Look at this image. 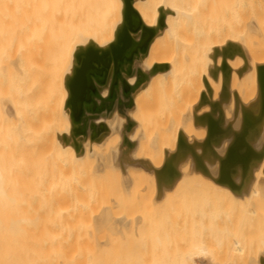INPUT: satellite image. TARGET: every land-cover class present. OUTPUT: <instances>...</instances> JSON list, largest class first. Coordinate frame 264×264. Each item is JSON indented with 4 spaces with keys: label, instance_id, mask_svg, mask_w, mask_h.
I'll return each instance as SVG.
<instances>
[{
    "label": "bare ground",
    "instance_id": "1",
    "mask_svg": "<svg viewBox=\"0 0 264 264\" xmlns=\"http://www.w3.org/2000/svg\"><path fill=\"white\" fill-rule=\"evenodd\" d=\"M111 172L127 194L150 179L144 205L157 209L196 178L242 231L226 264H264V0H0V195L55 193L74 174L87 189ZM103 201L95 234L149 219L114 216ZM5 220L0 264H28L8 233L22 227ZM195 251L189 264H225Z\"/></svg>",
    "mask_w": 264,
    "mask_h": 264
},
{
    "label": "rangeland",
    "instance_id": "2",
    "mask_svg": "<svg viewBox=\"0 0 264 264\" xmlns=\"http://www.w3.org/2000/svg\"><path fill=\"white\" fill-rule=\"evenodd\" d=\"M176 94L177 93H174L173 95H175V96H173V97H175V99L178 103V100L180 102V99H179V97L176 98L177 97ZM172 100H174V99L172 98ZM174 103H176V102L174 101ZM157 116H158V114H157ZM152 118L155 119V117H153V116H152ZM154 119L150 120L149 123H151ZM152 123H155L153 127L148 124L150 129L147 128V130L148 129L152 130V131L148 130V132H149V133L147 132L148 137L154 133H157L156 131L159 129L158 126L156 128L157 130L155 129V127H156L155 125H157V120H155V122H152ZM189 129L190 128H188L187 130L189 131ZM154 130H156V131H154ZM193 131L199 132L198 130H193ZM197 132L196 133L194 132V133L197 135ZM156 155H159V154L156 153L155 157H156ZM155 160H153V161H155ZM110 174L107 175L109 177L111 176L109 178V182H107L108 181L107 176H105L106 179H104V177H102V176H100L101 178L98 176L99 182H97V184L95 182V181H97L96 179L94 181H93V178L87 179V183H89L88 187L85 185H83V186H85L88 189L92 185L91 188H89L90 192L80 185L81 180H78V178L76 179V177H78L79 175L74 174V176L70 177L71 179L68 178L71 181H69L68 179L66 181V179H65L62 181V183H60L63 186L62 187L60 186L61 188L59 187L60 189H58L56 191V192H58L57 193L58 195L60 193V196L56 195V197H55L52 195V194L55 195L56 192L55 193L50 192L51 194L46 195V193H49V192H46L47 190H44L46 192V193L44 192L45 195H41L42 192L39 195L38 192H36V191L35 192L29 191L28 194L17 193V194L9 195V196L0 195V215L6 219L5 221L7 223L11 224L12 222H14L13 219H15L16 224H18L19 226L22 227L20 229H14V227H13L12 230H8V233L10 231H13V232L15 231L17 233L16 240L21 244V246L18 245V250L16 251V255L23 256L24 262H25V260L27 261V259H29L31 264H55L56 261L64 262L65 260H69L68 264H189L191 262L189 257L192 255V253L194 254L195 250H196L195 253H197L198 250L200 249V246H202V247L206 248L209 252H211L212 253L211 255L216 257V259L220 260L222 263L226 264L229 261V259L226 260V258H225L226 254H228V253H226V251L228 250V248H226V247L229 246V245H227V243L231 242V240L233 239L231 236V233L234 234V232H232V231L233 230L235 231V228L237 227V223L235 222L236 223L235 228H234V226L232 227L234 222L233 223L231 222V225H226V224L227 223L230 224L231 218L229 215H231V214L234 215V214H233V212L228 214L227 209H224L223 207H222V209H220L218 202H217L218 197L216 198L215 197L216 195L214 193H212V191H210L212 193V195L210 192L208 194L204 190L202 185L197 183L198 181L195 180L196 178H191V180H189L187 177V179H183L181 181L183 183L182 186H178L179 188L181 187V189H177V190H175L176 192L174 191L173 193H170V195H172L173 197L170 196V198L166 199V202L164 201L166 203V205H164L165 204L164 202L159 204L161 206V208H159V209H157L156 205H155L156 207L155 206H152V207L149 206L147 208H150V209L153 208L152 210H149L145 207L144 201H146L150 197L152 198V195H153L152 194L153 191H150L151 193H149V190H148V189H151V190L153 189L152 188L153 183L152 184L149 183V181H151L150 179L146 181L147 182V184H146L145 178H143L144 179V181H143V180L138 179L140 177L139 176L137 178L138 180L136 179L134 181V186L132 187V189H134V190H132L131 194H129V193L127 194L126 192L124 193V190H122V188L117 187L120 185H118V183L116 182L118 180V178L116 176H114L115 173L113 174L111 172ZM115 175H117V174H115ZM81 176L83 178L85 177V175L84 176L80 175V179H81ZM76 180L78 182L80 181L79 182L80 184ZM85 181H83V182L85 183ZM63 182H65L66 185ZM72 182H73V184H72ZM83 182H82V184H84ZM94 182H95V185H97L96 188L97 189H98V187L100 188L98 190L96 188L95 189L97 191L100 190L102 193L99 192L100 195L96 194V196L94 195L92 197L91 195L94 194L93 193L94 191H95V193H97L96 190L94 188H92L94 186ZM104 182H105V184H104ZM135 182H136V184H135ZM185 182H186V184H185ZM109 183H111L113 185H111ZM143 183L148 185L146 192L148 191L149 195L147 193V194H144L146 196L143 195V196L138 197L136 195H141V194H140V192L138 193L137 189L140 188V184H143ZM101 184H103V185H101ZM70 185H71V187H73L72 188L73 190H70V188H71V187H69ZM65 186L67 189L64 188ZM112 186H114L115 189H113ZM110 187H111V189H110ZM82 190H83V192H82ZM85 190H87L88 192H84ZM112 190H113V192H112ZM120 190L122 191L121 193L119 192ZM70 191H72L74 194L72 192H71V194H68V193H70ZM76 191H79V193L82 192V195L75 193ZM133 191H134V193H133ZM111 192H112V194H111ZM31 193H34V194L31 195ZM44 193H42V194H44ZM83 193H84V195H83ZM109 193H110V195H109ZM116 193H118V194H116ZM119 193L123 194V195L119 196L120 195ZM103 194H105V196H103ZM124 194L126 197H123ZM70 195H73V198ZM74 196H76V198H74ZM77 196L79 198H81V196H82V199L85 200V202L87 200L91 201L90 206H89V204L87 206H84L89 202L88 201V202H86V204L82 205V207H81L79 204H82L84 201L80 200L78 203V201L76 200V199H78ZM84 196H86L87 198ZM89 196H90V198H89ZM101 196H103V197H101ZM83 197L86 199H84ZM99 197H100V199H98ZM104 197H106L112 203L114 201L116 202V204L113 203L114 206H112V208H111L112 214L114 216L124 217V215H125V217H133V218H135L137 215L138 216H144V218H149V219H146V222L148 223V221L150 220L149 222H151V223L147 224L144 220V222L142 221L144 224L141 223L142 226H139L138 228L136 226H133L134 224L132 223L133 224L132 226L135 227L134 230H133V227H132V230L128 229L131 226L127 227V228L121 227L122 230L118 229V232H120V230H121V232H123V233H121V232L118 233L116 231H112V233L110 234V231H111L110 229H108V231H106L102 228L103 229L102 232L98 231V229H97L95 231H98L99 235L101 233L100 236H102V238L98 237V239H97V237H95V236H99L98 232H96L97 235L93 232L94 228H93V226L91 224V220L89 218H91L93 213L95 214L98 212L99 207L104 205V204H102L101 201L104 200L103 203H105V204H109V205L112 204L111 202H108L106 198L104 199ZM144 197H146V198H144ZM102 198H103V200H101ZM124 198H126V199L128 198V199L124 200ZM140 198L141 199L143 198L142 204L140 202L141 201ZM151 198H150V200H151ZM134 199H136V200H134ZM96 200L97 201L100 200V201L97 202ZM105 200L108 203H106ZM123 201H125V202L127 201L126 203H128V204L125 205L126 203ZM92 202L96 205L91 206ZM100 202H101V204H99V205H101V206L98 207V203H100ZM138 202H139V204H138ZM148 202L150 204V201H148ZM74 203H77V205H79V207L76 206V204H74ZM145 203L147 206L148 203L147 202H145ZM188 203H190V204H188ZM140 204L142 206V209H141V206H139ZM143 205H144V209L148 210L150 213L143 209ZM152 205H154V204L152 203ZM163 205H164V207H163ZM93 206H94V208H93ZM203 208L205 210L207 209L208 213ZM227 208L229 209L228 210L229 212L232 210L229 207H227ZM139 209H140V211H139ZM223 209H224V212H223ZM92 210H94V212ZM204 211H205L206 215L209 214V216H205L206 222H205V217L203 215ZM153 212H155V213H153ZM81 215H83V216H81ZM86 215H88V216L86 217ZM192 216L195 218H193ZM219 217H222V219H220ZM225 217L229 221H225V223H224L223 219ZM231 217H233V216H231ZM217 218H219V219H217ZM219 220H221V221H219ZM218 221L220 222V224ZM184 223H185V225H184ZM186 223H188V224H186ZM91 228H93V229H91ZM123 228H125V229L123 230ZM167 228H169V229H167ZM237 228H238L237 232L238 233L240 232L239 237H242L241 236L242 231L239 230L240 229L239 227H237ZM82 230L84 232H82ZM90 230H92L93 233ZM237 232L235 231L236 234H237ZM89 233L92 236H93V234L95 236L91 238V235L89 236ZM124 233L127 235H124ZM225 233H226V235H225ZM128 234H129V236H128ZM103 235H104V237H103ZM111 236L112 237L114 236V237L112 238ZM115 236H116V238H115ZM87 237H88V239H87ZM235 237H236V235H235ZM89 239H92V240H89ZM210 239H212V240H210ZM93 240L95 241V243ZM99 241H102V243ZM99 243H101V244H99ZM222 243L224 246L222 245ZM193 245H195V246H193ZM221 245L225 248H222ZM197 248H199V249L197 250ZM220 253H223V255H221ZM189 254H190V256H188ZM35 257L38 260H40V259H42V260H40V262L35 263V261H37ZM220 257H222V258H220ZM227 257H228V255H227ZM29 260L27 261L28 264H30ZM32 260H34V261H32ZM44 260H45V262H44ZM224 260L226 262H224Z\"/></svg>",
    "mask_w": 264,
    "mask_h": 264
}]
</instances>
